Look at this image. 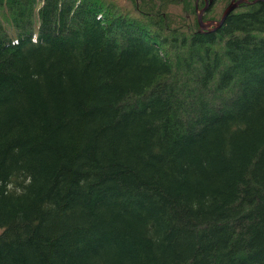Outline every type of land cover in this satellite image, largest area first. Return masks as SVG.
<instances>
[{
	"label": "trees",
	"instance_id": "1",
	"mask_svg": "<svg viewBox=\"0 0 264 264\" xmlns=\"http://www.w3.org/2000/svg\"><path fill=\"white\" fill-rule=\"evenodd\" d=\"M203 6L0 0V264H264V2Z\"/></svg>",
	"mask_w": 264,
	"mask_h": 264
},
{
	"label": "water",
	"instance_id": "2",
	"mask_svg": "<svg viewBox=\"0 0 264 264\" xmlns=\"http://www.w3.org/2000/svg\"><path fill=\"white\" fill-rule=\"evenodd\" d=\"M205 1V6L201 10H197V18L200 32H214L219 29L227 19L228 15L241 4L249 3L250 0H231L220 16V19L216 21H204L203 16L208 8V0ZM264 2V0H252V3Z\"/></svg>",
	"mask_w": 264,
	"mask_h": 264
},
{
	"label": "rangeland",
	"instance_id": "3",
	"mask_svg": "<svg viewBox=\"0 0 264 264\" xmlns=\"http://www.w3.org/2000/svg\"><path fill=\"white\" fill-rule=\"evenodd\" d=\"M213 7H214V11L212 13H209L210 12L209 10H211ZM224 7H225V4H224ZM224 7H223L222 3L217 1L213 5L209 6V9L207 8L206 12H208L210 15H214V19H220V16H221V13H222ZM205 13H204V15H205ZM174 14L177 15V14H180V12L179 11H175ZM203 18H204V16H203ZM204 21H206V20H204Z\"/></svg>",
	"mask_w": 264,
	"mask_h": 264
},
{
	"label": "bare ground",
	"instance_id": "4",
	"mask_svg": "<svg viewBox=\"0 0 264 264\" xmlns=\"http://www.w3.org/2000/svg\"><path fill=\"white\" fill-rule=\"evenodd\" d=\"M203 1H204V0H203ZM212 2H213L212 0H208V9H209V6H211ZM249 2H252V0H250ZM204 6H205V1H204ZM204 6H203V7H204ZM227 6H228V5H226V6L224 7L222 13L224 12V10L226 9ZM203 7H202V8H203ZM202 8H201V9H202ZM201 9H200V10H201ZM205 12H206V11H205ZM222 13H221V15H222ZM197 21H198V18H197Z\"/></svg>",
	"mask_w": 264,
	"mask_h": 264
}]
</instances>
